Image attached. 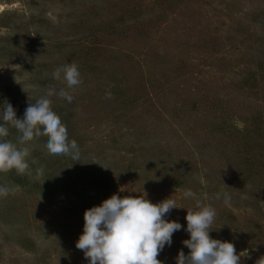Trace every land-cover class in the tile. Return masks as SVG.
<instances>
[{
    "label": "rangeland",
    "instance_id": "374dc122",
    "mask_svg": "<svg viewBox=\"0 0 264 264\" xmlns=\"http://www.w3.org/2000/svg\"><path fill=\"white\" fill-rule=\"evenodd\" d=\"M63 62L80 71L72 89L49 71ZM47 83L80 158L50 154L44 132L20 141L26 169L0 172L15 186L0 198V264H87L84 212L113 193L175 200L167 219L183 227L163 264L188 253L196 200L239 264H264V0H0V103L23 118Z\"/></svg>",
    "mask_w": 264,
    "mask_h": 264
},
{
    "label": "clouds",
    "instance_id": "9594fccd",
    "mask_svg": "<svg viewBox=\"0 0 264 264\" xmlns=\"http://www.w3.org/2000/svg\"><path fill=\"white\" fill-rule=\"evenodd\" d=\"M49 71L53 77L62 73L67 89L81 83L80 71L73 62L54 64ZM52 92L53 85L45 84L28 100L23 118H17L16 110L7 99L0 103V172L26 169L24 154L28 149L20 141L34 132L46 134L43 143L50 154L69 155L73 160L80 158L77 141L69 139L66 125L49 104L48 94ZM54 94L68 103L74 99L63 87H56ZM10 127L19 133L17 142L9 139ZM43 167L42 162L35 164L34 174H41ZM14 188V185L0 184V198L7 197ZM183 195L189 198L195 194L185 189ZM221 198L227 203L230 196L221 190L214 199ZM174 208L178 207L171 196L153 203L144 194L121 197L113 193L99 205L85 210L83 231L75 246L83 251L87 264H163L157 258L159 253L165 246H171L174 232L183 227L178 220L167 219ZM185 209L184 231L189 238L182 244L189 251L186 254L181 249L175 257L176 264H239L241 255L237 254L234 242L210 236L216 209L200 200H196L193 208Z\"/></svg>",
    "mask_w": 264,
    "mask_h": 264
}]
</instances>
